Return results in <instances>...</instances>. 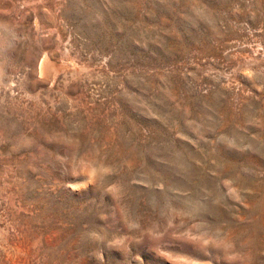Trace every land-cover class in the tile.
Instances as JSON below:
<instances>
[{
	"label": "rangeland",
	"instance_id": "rangeland-1",
	"mask_svg": "<svg viewBox=\"0 0 264 264\" xmlns=\"http://www.w3.org/2000/svg\"><path fill=\"white\" fill-rule=\"evenodd\" d=\"M0 264H264V0H0Z\"/></svg>",
	"mask_w": 264,
	"mask_h": 264
},
{
	"label": "clouds",
	"instance_id": "clouds-1",
	"mask_svg": "<svg viewBox=\"0 0 264 264\" xmlns=\"http://www.w3.org/2000/svg\"><path fill=\"white\" fill-rule=\"evenodd\" d=\"M71 174L73 176H78V175L86 176L87 179H88V184H93V185L95 184L94 175L92 173H84V172L76 173V172H71Z\"/></svg>",
	"mask_w": 264,
	"mask_h": 264
}]
</instances>
